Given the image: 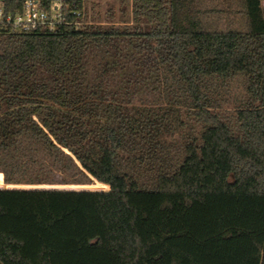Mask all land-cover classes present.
Instances as JSON below:
<instances>
[{
	"label": "trees",
	"instance_id": "16d2710c",
	"mask_svg": "<svg viewBox=\"0 0 264 264\" xmlns=\"http://www.w3.org/2000/svg\"><path fill=\"white\" fill-rule=\"evenodd\" d=\"M130 2L0 35V264H264L261 0Z\"/></svg>",
	"mask_w": 264,
	"mask_h": 264
},
{
	"label": "built area",
	"instance_id": "2783aa9c",
	"mask_svg": "<svg viewBox=\"0 0 264 264\" xmlns=\"http://www.w3.org/2000/svg\"><path fill=\"white\" fill-rule=\"evenodd\" d=\"M85 0H0V35L54 34L90 24Z\"/></svg>",
	"mask_w": 264,
	"mask_h": 264
},
{
	"label": "rangeland",
	"instance_id": "374dc122",
	"mask_svg": "<svg viewBox=\"0 0 264 264\" xmlns=\"http://www.w3.org/2000/svg\"><path fill=\"white\" fill-rule=\"evenodd\" d=\"M86 2V15L87 20L90 23H95L97 16H99L102 23L106 24L105 21L108 19L106 12L111 10L112 13V24L119 26L122 21H130L131 19V2L130 0H85ZM205 7L209 9H220L221 13L208 14L203 17L204 28L209 30H225L228 28L242 29L244 27V20L242 16L237 13L240 9V5L237 0H204ZM261 5L264 11V0H261ZM125 12V13H124ZM124 15H123V14ZM243 87L239 81L233 82L228 90V94L225 95L230 101L223 104V109L228 111L232 109V100L234 97L243 96ZM3 179L0 173V180ZM25 186V185H24ZM23 188V187H21ZM43 188L49 189H84V190H99L95 188L96 183L81 186H44ZM100 191V190H99ZM102 191V190H101Z\"/></svg>",
	"mask_w": 264,
	"mask_h": 264
}]
</instances>
